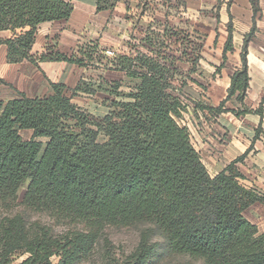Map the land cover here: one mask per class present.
Segmentation results:
<instances>
[{"label":"trees","instance_id":"16d2710c","mask_svg":"<svg viewBox=\"0 0 264 264\" xmlns=\"http://www.w3.org/2000/svg\"><path fill=\"white\" fill-rule=\"evenodd\" d=\"M115 1L96 0L97 10ZM72 10L63 0H0V32L10 33L0 40L7 62L80 67L103 62L125 74L128 92H119L123 81L112 82L108 92L115 98L97 118L73 104L62 84L49 83L51 94L43 98L18 93L0 101V264L23 255L20 264H95L98 234L106 227L139 229L136 251L121 264H264V233L243 215L254 204L264 207V192L245 185L236 167L247 154L211 177L189 128L180 123L188 108L186 82L192 81L200 58L190 31L168 24L157 31L150 24L138 44L129 45L128 54L111 58L93 57L94 47L79 49L80 57L55 48L32 56L38 27L68 20ZM249 38L226 100L217 108L196 103L194 112L216 116L231 98L243 101ZM177 42L178 56L173 50ZM226 50H232L230 36ZM180 65L190 67L182 71ZM80 91L95 92L82 82L72 95ZM27 130L32 132L28 141L20 135ZM26 180L17 204L16 193ZM27 212L78 221L87 229L54 233L28 222Z\"/></svg>","mask_w":264,"mask_h":264},{"label":"crops","instance_id":"0c3cea01","mask_svg":"<svg viewBox=\"0 0 264 264\" xmlns=\"http://www.w3.org/2000/svg\"><path fill=\"white\" fill-rule=\"evenodd\" d=\"M63 1L73 7L70 18L38 27L30 51L32 56L48 48L70 56L90 47L95 48L93 57H107L106 51L128 54L129 45L138 44L150 24H156L157 31H162L166 24L177 30L188 29L193 35L192 42L200 50L196 71L190 75L192 81L188 80L185 86V91L191 93L188 105L200 125L193 132L189 129L193 145L212 177L247 154L243 164L236 166L244 177L245 173L251 174L253 185L264 192V0H117L112 7L100 11L96 0ZM249 35L248 87L243 101L231 98L224 104L226 111L216 116L200 109L194 112L196 103L217 108L226 100L231 78L241 68L242 48ZM229 36L232 50L225 51ZM9 37V32H0V40ZM179 48L177 42L173 47L177 56ZM6 53V46L0 45L3 102L16 98L18 93L43 98L51 94L49 83L62 84L69 90L67 96L72 97V103L83 110L81 106L85 104L80 106L75 100L92 107L98 86L103 89L125 79L124 73L103 62H85L81 67L66 62H41L36 66L25 60L10 64ZM79 82L95 92L72 95ZM90 109L84 111L96 118L108 111L101 107V111L92 113ZM243 109L248 112L236 115ZM25 132L32 136L31 131Z\"/></svg>","mask_w":264,"mask_h":264},{"label":"rangeland","instance_id":"374dc122","mask_svg":"<svg viewBox=\"0 0 264 264\" xmlns=\"http://www.w3.org/2000/svg\"><path fill=\"white\" fill-rule=\"evenodd\" d=\"M177 55V54H176ZM111 58V57H110ZM179 66V64H178ZM182 71H186L189 69V65H180ZM179 70V68H178ZM100 78V76H96V78ZM178 78V77H177ZM174 86L178 85V81H173ZM130 82L128 80L123 79V86L120 88L119 92L127 93V87L129 86ZM109 85L108 87H103L102 90L98 91L97 96L92 100L93 105L92 107L87 106V102H83L80 100H75L76 103L85 106L82 107V111L87 110V108H91L90 112L94 113L97 111H101V107L104 109H109L110 102L115 96H111L109 94ZM186 94H191L190 92L186 91ZM184 95L183 99H185L184 103L188 105V96ZM191 101V100H189ZM187 110L183 112L182 118L180 123L182 125L187 126L192 132L197 127L199 128V121L197 117L191 111V105L187 106ZM85 112V111H84ZM20 135L23 140H27L30 138V132L22 131ZM243 164V161L240 162ZM239 163V164H240ZM237 167V166H236ZM238 168V167H237ZM239 169V168H238ZM245 173V172H244ZM209 174V173H208ZM211 176V175H210ZM212 177V176H211ZM214 177V176H213ZM254 177L251 174L245 173V181L244 184L248 187H253L254 189L261 191L258 187L253 185ZM28 185V180L22 182L19 185L18 191L16 193V203L20 204L23 200L26 188ZM0 202V212L4 209L3 206L1 207ZM17 211H20V208H17ZM244 218L248 220L250 223L257 227L258 233H264V207L259 204H254L249 209H247L244 213ZM25 218L27 216L28 222L36 223L40 227H49L53 230L54 233H85L87 227L79 223L78 221H71L67 219H61L57 217H51L43 212H27L25 213ZM138 228H116V227H106L103 229L102 232L98 234V245L97 250L94 252V261L95 264H121L124 260L130 257L133 254L140 242V235L138 232ZM26 258V255L18 257L12 264H20ZM194 264H202L200 262H196Z\"/></svg>","mask_w":264,"mask_h":264},{"label":"built area","instance_id":"2783aa9c","mask_svg":"<svg viewBox=\"0 0 264 264\" xmlns=\"http://www.w3.org/2000/svg\"><path fill=\"white\" fill-rule=\"evenodd\" d=\"M105 55H106L107 57H113V56H114V52H113V51H106V52H105Z\"/></svg>","mask_w":264,"mask_h":264}]
</instances>
